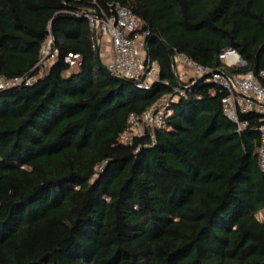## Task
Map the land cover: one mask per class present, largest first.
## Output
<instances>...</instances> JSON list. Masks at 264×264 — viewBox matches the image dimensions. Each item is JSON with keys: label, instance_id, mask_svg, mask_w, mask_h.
I'll return each instance as SVG.
<instances>
[{"label": "trees", "instance_id": "trees-1", "mask_svg": "<svg viewBox=\"0 0 264 264\" xmlns=\"http://www.w3.org/2000/svg\"><path fill=\"white\" fill-rule=\"evenodd\" d=\"M110 3L150 31L149 87L108 72L92 48L80 12ZM50 34L60 51L42 63ZM228 47L245 64L226 66ZM176 52L264 69V0H0V75L22 78L0 90V264H264L262 114L243 113L238 132L223 87L181 80ZM178 86L165 126L124 142L130 115Z\"/></svg>", "mask_w": 264, "mask_h": 264}, {"label": "built area", "instance_id": "built-area-1", "mask_svg": "<svg viewBox=\"0 0 264 264\" xmlns=\"http://www.w3.org/2000/svg\"><path fill=\"white\" fill-rule=\"evenodd\" d=\"M110 6V11L98 5L82 9L80 12L88 20L92 48L100 55L102 46L109 42L108 61L102 60L107 71L134 79L142 87H149L159 79V63L151 60L146 52L147 36L150 31L143 28L142 19L129 7L120 3H110ZM59 51V48L54 46L50 34L41 48V62L51 63L58 56ZM219 58L229 67L245 64V60L232 47L222 50ZM82 59V54L79 52L70 51L64 55V61L71 67L79 65ZM173 60L177 74L193 70L196 77L211 75V79L223 87L225 95L222 97V108L224 113L236 123L238 132H242L249 124L247 119H242L243 113L256 111L262 114L258 126V161L264 173V69L257 73L230 72L225 68L214 70L198 63L183 52H176ZM185 68L189 70L186 71ZM21 81L20 77L8 78L0 75V90ZM185 91V87L178 86L172 94L164 96L143 113H132L122 140L131 142L135 136L143 135L148 129L165 126L166 117L172 112L167 106L169 97L178 98L184 95Z\"/></svg>", "mask_w": 264, "mask_h": 264}, {"label": "rangeland", "instance_id": "rangeland-1", "mask_svg": "<svg viewBox=\"0 0 264 264\" xmlns=\"http://www.w3.org/2000/svg\"><path fill=\"white\" fill-rule=\"evenodd\" d=\"M109 49H110L109 42H108V43H105V44L102 46V52H101L100 55H101V57H102L101 59H102L104 62L108 61V58H109L108 56H109V54H110ZM46 68H47V66L44 67V70H45ZM178 69L180 70L181 68L179 67ZM185 70L187 71V70H189V69H188V68H185ZM178 75H179L180 79L183 80V81H188V79H189L190 77H196V75H195V73L193 72V70H189L188 72H184V73L178 72ZM257 217H258L259 219H261V220H264V209L257 213Z\"/></svg>", "mask_w": 264, "mask_h": 264}]
</instances>
